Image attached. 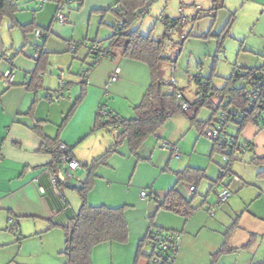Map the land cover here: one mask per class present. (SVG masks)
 <instances>
[{"label": "crops", "instance_id": "obj_1", "mask_svg": "<svg viewBox=\"0 0 264 264\" xmlns=\"http://www.w3.org/2000/svg\"><path fill=\"white\" fill-rule=\"evenodd\" d=\"M25 1L18 0L19 11L15 14L19 27H30L21 31L27 44L22 56L15 57L16 49L23 42L18 41L21 44H17V41L8 39L15 24L12 25L8 18L0 24V264H65L66 259L61 254L65 240L62 227L78 211L81 198L76 190H69L65 185L59 186L57 183L54 186L50 169L53 155L41 151L43 137L59 138L61 143L71 148L81 165L91 163L113 143L107 140L98 143L90 141L84 150L78 146L94 132L100 104H106L114 115L122 119L133 118L130 115H134V107L141 102L150 77L149 81L144 78L143 63L126 59L121 51L119 56L114 53L113 59L100 61L104 62L100 65L98 63L96 66H99H95L89 73L84 100L59 134V127L73 106L71 99H78L82 93L83 81L76 76L82 64L86 65L88 61L87 51L83 48L71 57L69 43L92 37L95 22L99 24L101 20V15L93 14L105 10L106 4L111 1L83 0L82 7L79 1H75L78 7L73 4L65 11L67 24L57 23L54 19L59 0H48L45 3L35 0L34 4H25ZM86 24L85 36L78 27ZM36 30L44 31L47 38H37L34 33ZM42 52L48 54L42 59L46 63H42L45 69L41 71L47 73V76L36 80L35 71L39 69L37 64ZM247 56L241 55L236 62L242 69L263 66L257 64L258 60H249ZM48 59L59 72L67 69L68 77L65 74V81L69 84V93L59 102L49 98L50 91L59 86V73L49 70ZM9 70L14 73V84L5 88L1 78ZM117 70L118 81L110 84L111 76ZM126 83H133L135 88L125 89L123 85ZM105 88L109 92L107 100L103 99ZM37 123L40 129L35 131L33 128ZM172 124V130L175 131V123ZM240 140L250 143L252 150L237 155L231 165L239 181L229 178L225 180V185L233 192L230 200L220 205L215 216L210 218L208 207H201L215 201L210 187L201 204H197H200L199 207L191 206L194 210L188 217L178 214L182 221L171 226L173 231L182 234L176 264H187L192 256L190 264H211L212 256L219 252L224 243L227 250L218 258L217 264H264V177L259 175L264 171V165L252 162L255 157L264 159V131L249 124L241 133ZM97 145L100 149H97ZM178 169L170 168L174 175ZM86 176L87 170L82 166L75 172L73 184H80ZM97 178L100 179L99 176ZM176 182L177 177L174 185ZM115 183L114 180L106 182L102 198L91 191L87 197L88 202L93 206L102 204L115 208L111 203L121 199V196L112 193ZM193 183L196 182H185L186 185ZM185 184L181 182L176 187L184 199L187 198L188 188ZM172 187L166 191L164 199ZM209 193L212 197H209ZM10 217L18 223L19 236L9 229ZM234 222L237 227L226 238L225 234ZM145 235L144 230L132 233L129 227L126 243L105 242L95 246L92 250V264H135L139 243ZM198 245H201L200 249H196Z\"/></svg>", "mask_w": 264, "mask_h": 264}, {"label": "rangeland", "instance_id": "obj_2", "mask_svg": "<svg viewBox=\"0 0 264 264\" xmlns=\"http://www.w3.org/2000/svg\"><path fill=\"white\" fill-rule=\"evenodd\" d=\"M110 1L106 4L107 7L102 14L97 12L93 14L101 15V20L99 24L95 22L96 27L93 24L92 37L72 42L100 41L106 45L110 44L112 25L118 21L117 16L110 10L116 6L117 0ZM27 2L34 4L35 0H27L25 4ZM73 4L78 7V3L73 0L68 8H71ZM144 8L146 6L137 9L136 16L141 14ZM180 8L183 9V13H180ZM182 16L187 20L183 28L172 34L169 33L163 21L165 19L179 20ZM231 18L232 22L226 30L227 34L224 31ZM87 26L86 24L78 27L80 33L85 36ZM14 28L13 31L10 30L8 39L17 41V44H21L18 41L23 42L19 45L20 48L16 49L15 57H18L22 56L27 44L25 45V38L21 32L24 30L17 24ZM27 28L30 27L27 26ZM136 29H139L141 34L151 35L153 39L161 42L167 35L163 55L171 63L165 64L163 67L164 79H169L172 75L175 76L186 101L193 108L186 114L180 113L170 118L156 136H151L144 142L137 155H133L129 151L126 143L120 144L117 152L107 157V164L96 169V174L100 179L96 178V186L89 191L88 195L93 191L102 198L105 192L104 185L108 180H114L116 183L113 185L112 193L115 196H121V199L111 204L115 208L129 206L126 211V220L132 233H140L142 230L147 233V229L151 227L173 231L171 226L179 224L182 220L176 212L159 209L164 200V194L176 181L174 171H171L170 168H179V171L185 168L204 171L206 176L199 181V185L197 184L198 197L196 196V199L191 201V206L196 208L201 204L203 197L206 196L205 193L224 164L223 154L215 153L214 156H211L212 141L205 136V132L200 133L195 127H192L188 118L196 116L197 120L201 122L210 118L212 109L208 106L199 107L197 105V100L202 96V85L210 82L212 87H223L226 79L232 76L235 64L241 55L248 54L246 58L258 60L257 64L264 65V0H151L148 12L143 13L141 18L136 17L133 20L131 30ZM31 35L33 36V33ZM182 36H185L186 39H182ZM14 41L12 42L14 43ZM115 53L118 56L121 54L119 49H115ZM69 54L73 57L71 52ZM47 65L50 71L59 73V70L54 69L49 59ZM142 65L144 78L149 81L148 67L144 63ZM85 66L82 64L81 69ZM81 69L76 78L83 81L79 77ZM61 71L68 77L67 69L64 68ZM198 80H201L202 85L198 84ZM244 84H246L245 81L241 80L237 86ZM123 86L127 90L135 88L133 83H126ZM106 91L108 92V88H105L104 100H107L106 98L109 96V92L106 95ZM109 91L112 93L111 90ZM71 100L74 103L76 99ZM172 123H175V131L172 130ZM231 131L234 132V129ZM119 132L120 130L114 127H104L94 131L78 146L84 150L87 149L90 141L98 143L103 140L112 141L113 146ZM101 137H105V139H101ZM163 142L179 147L181 153L179 161L172 158L169 153L159 150ZM97 149H100L99 145H97ZM171 164L173 167H170ZM72 182L75 180L72 179ZM187 185L185 184V187ZM181 190H184L183 186ZM141 191H144L151 200H142L139 197ZM209 197H212L210 193ZM198 203L200 204L197 205ZM108 205L111 206L110 203ZM205 206L208 207L207 204L201 207ZM200 248L201 245H198L196 249ZM150 252V248L143 244L138 262L148 264ZM192 259L193 256L187 260V264H190Z\"/></svg>", "mask_w": 264, "mask_h": 264}, {"label": "trees", "instance_id": "obj_3", "mask_svg": "<svg viewBox=\"0 0 264 264\" xmlns=\"http://www.w3.org/2000/svg\"><path fill=\"white\" fill-rule=\"evenodd\" d=\"M47 1L48 0H46V2ZM60 1L62 0H59L58 4ZM74 1H79L80 7L83 4V0ZM150 2L151 0H117L116 6L110 9L118 18V21L112 25L110 44L106 45L100 41L89 42L91 44L101 43L111 50V56L108 58H103L102 60L113 59L115 56L114 50L119 49V51L122 53V56L126 59L144 63L149 70L150 83L141 102L133 109V118L122 119L114 115L104 103L100 104L98 107L94 131L100 130L104 127L119 126L120 132L116 137L115 144L110 149H108L102 157L91 161V163H85L84 165H81L87 170L86 179L80 183L83 189L81 191L76 190L81 198V204L76 214L69 219L67 225L62 227L65 240L64 249L61 254L66 259L65 264H92V250L95 246L105 242L124 244L129 238V226L126 220V211L129 206H122L118 208H111L106 205L93 206L89 204L87 200L88 193L93 188L94 181L98 177L96 174V169L102 165H106L107 157L110 154L117 152V148L122 143H126L129 151L133 155H137L143 147L144 142L149 137L156 136L159 130L164 127L165 123L170 118L180 113H187L182 110L180 102L175 97L167 94L165 91V83L168 81V79H164L163 67L165 64L171 63V61L163 55V49L167 35L161 42L153 39L151 35L146 36L141 34L139 29L131 30L133 20L136 17L141 18L143 13L148 12ZM17 3L18 0H0V24L6 18L10 20L12 25L16 24L15 14L19 11ZM144 6H146V8L143 9L141 14L136 16L135 11ZM104 11L105 10L97 11V13L102 14ZM232 18L228 22L224 32H226L227 28L231 24ZM178 21L179 20L165 19L163 23L167 27L169 33L172 34L181 30L185 25L184 24L182 27H177ZM25 27L27 28V26ZM25 27L20 26V28H22L24 31L26 29ZM226 33L228 34V31ZM185 39L186 37L184 40ZM47 55V53L43 52L40 54V58L38 59L39 63L37 64V68L39 67V69L35 71L36 80L42 78L41 71L45 69L44 64L42 63H46V60L42 59H44ZM87 56L88 61L86 62V68L83 69L80 74V77L83 80L82 93L80 97L74 101L70 112L60 125L59 134L68 124L69 120L74 115L78 106L82 103L86 96V86L88 84L89 74H87L85 77H82L83 72L88 71L90 68H94L97 65L94 61L95 57H90L88 53ZM259 68L264 71V65ZM90 72L91 71L88 73ZM251 75H253L252 68L242 69L239 64H235L232 76L226 79V82L221 88L212 87L210 82L208 84L202 85L201 80H198V84L202 85V96L199 100H197V105L199 107L208 106L210 109H212V114L205 122L198 121L196 116L189 117L188 120L191 126L195 127L200 133H204L209 126L218 120V116L221 111H226L229 109L238 110L241 113L239 114V117L233 120V124L235 125L230 129V136L232 138L230 142L233 143V148L236 145L246 144L250 145L252 150V145L250 143L241 142L240 136L246 126L249 124H254L261 131H264V106L260 105L262 102H264V94H262L263 96H260L257 101L253 102L251 98L253 93V89L251 88L252 83L249 82V77ZM1 80L3 81L2 78ZM241 80L245 81L246 84L237 86V83ZM258 80H264V76H259ZM67 85L69 87L68 83ZM180 90L184 96L183 90L181 88ZM213 99H215V101H213ZM216 101L217 103H215ZM252 102L255 104V106ZM103 106L107 107L111 113L108 119L102 118L99 114V109ZM249 108H251V110ZM39 127L40 125L37 123L33 129L38 131L40 129ZM232 129H234V132L231 131ZM38 133L40 134L41 132ZM41 136L43 137V135ZM212 143L213 148L211 156H214L215 153L223 154V148L218 143ZM60 144L62 143L59 141V138L48 139L43 137L41 151L53 155V162L50 165V169L55 175L59 186H63L65 184L61 181L60 176L62 175L64 177V174H62L58 168L59 159L62 155V150L59 149ZM69 149L71 155L74 157L71 148ZM237 155L241 154L235 152L231 154L232 163L236 159ZM252 162L264 165V159H258L255 157ZM175 175L177 177V182L168 192L164 201L159 206V209H167L188 217L193 213L194 210L191 207L192 200L188 197L184 199L176 191V187L181 182H196V184H199V181H201L206 175L203 170L194 168H185L182 171H177ZM259 175L264 177V171L260 172ZM65 180L72 182V179ZM236 227L237 223L234 222L229 231L225 234V237L228 238L233 229ZM151 228L148 229L144 239L139 243L135 264L138 263V256L141 253V248L143 244H145V239ZM15 233L17 236H19V227L18 232ZM226 250L227 246L226 243H224L219 252L212 256L211 264H217L218 258Z\"/></svg>", "mask_w": 264, "mask_h": 264}, {"label": "built area", "instance_id": "obj_4", "mask_svg": "<svg viewBox=\"0 0 264 264\" xmlns=\"http://www.w3.org/2000/svg\"><path fill=\"white\" fill-rule=\"evenodd\" d=\"M46 0H42V3H45ZM73 2V0H62L58 4V10L55 15V21L60 24H67L68 20L65 16V11L68 6ZM180 13H183V9L180 8ZM186 18L184 16L179 19L177 22V27H182L186 24ZM164 22V21H163ZM35 36L39 39L47 38V34L44 31L36 30ZM185 36H182L184 39ZM85 49L90 57H95V62L98 64L103 58H108L111 56V50L101 43H75L71 42L69 44V50L71 53H77L79 49ZM93 68V67H92ZM90 68L88 71L83 72L82 77H85L89 74V71H92ZM119 70H117L110 79V84L118 81ZM252 74L249 77V82L252 83L251 88L253 89L252 100L253 102L257 101L260 96L264 94V80L259 81L258 77L263 75L264 71L259 67L252 68ZM47 76V73L41 74V77L44 78ZM3 85L5 88H9L14 83V73L9 70L6 71L3 76ZM165 91L167 94L175 97L179 102L182 110L185 112H189L192 110V106L188 103L179 88L178 81L175 76H171L168 81L165 83ZM69 93V87L67 82L65 81V73L63 71L59 72V86L57 89L50 91L49 98L54 102H59L62 98H64ZM106 95L108 92L106 91ZM252 102V103H253ZM255 106V104L253 103ZM260 105L264 106V102ZM251 110V108H249ZM241 112L234 109H229L226 111H221L218 116V120L214 122L211 126H209L205 130L206 137L215 143H218L223 148V166L220 167L219 172L213 181L212 187L210 189V193L215 197L214 203L208 205V214L210 217H214L216 214V210L220 205L227 203L233 195L232 190L228 185H225L226 179H231L232 181H239V178L233 174L231 165L232 153H240L245 154L246 152L251 150L250 145H236L233 148V143L230 142L232 139L230 136V129L235 125L233 124V120L239 117ZM99 114L102 118L108 119L111 113L109 109L105 106L99 109ZM257 123V122H255ZM115 129H120L119 126H115ZM59 149L62 150V155L59 159L58 168L64 174L65 179H74L75 172L80 169L81 163H79L76 158H74L71 153L69 147L65 144H60ZM160 149L162 151H168L173 158L180 160L181 153L177 146L163 142L161 144ZM53 184L57 185V181L55 175L53 174ZM198 185L196 183L188 185L187 188V197L194 198L198 195ZM61 195V192H58ZM139 197L142 200H150L148 195L141 191ZM9 228L12 231L18 232V223L13 218L10 217L8 219ZM182 242V235L179 232L175 231H164L162 229L151 228L146 239L145 245L148 246L151 250L148 264H176V257L178 255L180 245Z\"/></svg>", "mask_w": 264, "mask_h": 264}, {"label": "water", "instance_id": "obj_5", "mask_svg": "<svg viewBox=\"0 0 264 264\" xmlns=\"http://www.w3.org/2000/svg\"><path fill=\"white\" fill-rule=\"evenodd\" d=\"M60 179L64 182L65 186L69 190H78L81 191L83 187L80 184H73L72 182L66 181L65 178L61 175Z\"/></svg>", "mask_w": 264, "mask_h": 264}]
</instances>
